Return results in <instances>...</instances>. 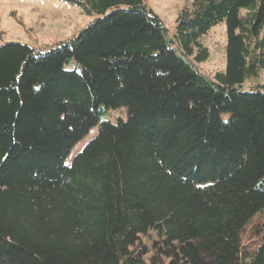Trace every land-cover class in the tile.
<instances>
[{"label": "trees", "instance_id": "obj_1", "mask_svg": "<svg viewBox=\"0 0 264 264\" xmlns=\"http://www.w3.org/2000/svg\"><path fill=\"white\" fill-rule=\"evenodd\" d=\"M64 1L94 21L0 45V264H264V0H192L172 34L147 0Z\"/></svg>", "mask_w": 264, "mask_h": 264}, {"label": "rangeland", "instance_id": "obj_2", "mask_svg": "<svg viewBox=\"0 0 264 264\" xmlns=\"http://www.w3.org/2000/svg\"><path fill=\"white\" fill-rule=\"evenodd\" d=\"M192 0H147L151 10L164 22L169 34L174 31L175 20L179 12L189 6ZM80 9L64 0H0V45L6 43L26 44L34 49H50L60 42L72 39L94 21ZM208 51V59L196 65L198 70L213 78L225 68V24L212 27L200 40ZM264 85V70L255 79L244 84L243 89ZM124 108L106 110L100 120L115 122L126 119ZM98 131V126L89 130L87 135L73 146L65 160L69 165L84 145ZM256 216L254 219H257ZM249 229V227L247 228ZM154 234L144 239L149 244Z\"/></svg>", "mask_w": 264, "mask_h": 264}]
</instances>
